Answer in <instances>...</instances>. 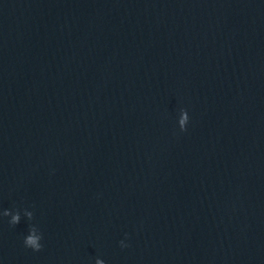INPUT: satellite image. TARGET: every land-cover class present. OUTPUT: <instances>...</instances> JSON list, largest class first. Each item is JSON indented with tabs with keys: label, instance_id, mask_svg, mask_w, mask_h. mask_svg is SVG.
<instances>
[{
	"label": "water",
	"instance_id": "95a60500",
	"mask_svg": "<svg viewBox=\"0 0 264 264\" xmlns=\"http://www.w3.org/2000/svg\"><path fill=\"white\" fill-rule=\"evenodd\" d=\"M100 262L264 264V0H0V264Z\"/></svg>",
	"mask_w": 264,
	"mask_h": 264
},
{
	"label": "clouds",
	"instance_id": "9594fccd",
	"mask_svg": "<svg viewBox=\"0 0 264 264\" xmlns=\"http://www.w3.org/2000/svg\"><path fill=\"white\" fill-rule=\"evenodd\" d=\"M190 117L188 114V111L186 109H181L180 118H179V127L181 131H187V125L189 123ZM18 217L13 218V224H15L18 221ZM25 246L28 247L29 245H32L36 251H40V247L38 245L34 244V240L32 237H28L27 240L24 242ZM100 264H103V262H100Z\"/></svg>",
	"mask_w": 264,
	"mask_h": 264
}]
</instances>
